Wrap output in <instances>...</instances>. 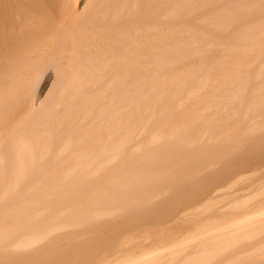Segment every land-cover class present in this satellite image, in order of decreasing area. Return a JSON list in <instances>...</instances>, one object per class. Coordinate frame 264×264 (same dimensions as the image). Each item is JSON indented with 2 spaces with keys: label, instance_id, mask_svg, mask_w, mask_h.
<instances>
[{
  "label": "bare ground",
  "instance_id": "6f19581e",
  "mask_svg": "<svg viewBox=\"0 0 264 264\" xmlns=\"http://www.w3.org/2000/svg\"><path fill=\"white\" fill-rule=\"evenodd\" d=\"M263 151L264 0H0V262L66 242L82 254L49 264L233 257L264 226V179L237 187L255 170L234 167L264 163ZM165 193L186 214L178 231L173 218L167 233L119 230L114 252L93 259L78 246L95 230L50 237L113 223L118 208L154 204L167 218L177 204Z\"/></svg>",
  "mask_w": 264,
  "mask_h": 264
},
{
  "label": "rangeland",
  "instance_id": "374dc122",
  "mask_svg": "<svg viewBox=\"0 0 264 264\" xmlns=\"http://www.w3.org/2000/svg\"><path fill=\"white\" fill-rule=\"evenodd\" d=\"M258 152V151H257ZM256 152V153H257ZM259 152H261V151H259ZM264 152V151H263ZM262 152V153H263ZM256 153H254V155H252V158H246V157H244L246 160H248V159H254L253 158V156H255V158H257L256 156H259L258 155V153L256 154ZM256 154V155H255ZM264 154V153H263ZM246 155V154H245ZM260 155H262L261 153H260ZM260 157V156H259ZM263 157L264 156H262V159H263ZM258 159V158H257ZM264 160V159H263ZM253 161H255V160H253ZM258 161H261L260 160V158H259V160ZM261 164H263L262 165V168L260 167L261 166ZM249 165V168L248 167H243V163H239L238 165H236L234 168L235 169H238L239 171H241L242 173H244V172H246V170L248 169L249 171L248 172H251L253 169L256 171L257 169H258V172H255L254 170V172H253V174H256V173H258L256 176L254 175L253 176V174L252 173H248L247 175H248V177H242L240 180H238L237 182H236V185H237V187H243V186H247L248 184H253V183H259V184H261L262 182H263V179H264V163H260V165L258 166L257 164L256 165H251V164H248ZM250 165L252 166L251 168H250ZM257 166V167H256ZM254 167V168H253ZM256 168V169H255ZM251 169V170H250ZM245 174V173H244ZM252 174V175H251ZM251 177H250V176ZM165 195L166 196H163L162 194L160 195V198L162 197V199H163V197H167L168 198V200L166 199V198H164L163 200L162 199H160L159 198V201H161V203H163L164 202V204H165V202L167 201L168 202V204H166L167 206H170V204L175 200L176 201V199H174L175 198V196H173V198H172V196L170 197L168 194H166L165 193ZM169 197H168V196ZM192 196V195H191ZM255 197H256V199H252V200H247V201H250V203L249 202H245V204H246V206H244V204H240L241 206L243 205L244 207H241L240 205V207L238 208V209H240V210H246L248 207V205L249 206H252L254 203H256V202H258V201H256L257 200V197H259V195H254ZM253 196V197H254ZM261 196V198L263 197L262 195H260ZM170 198H172L173 199V201L170 199ZM252 198V197H251ZM250 198V199H251ZM260 198V199H261ZM166 200V201H165ZM178 201H180L179 199H177ZM163 201V202H162ZM169 201H171V202H169ZM254 201V202H253ZM256 201V202H255ZM159 203V202H158ZM160 203V208L158 207V205L156 206V204H155V206H156V208L157 209H160L159 211H161V214H162V212H164V213H166L167 212V210H166V208H167V206L165 207V206H163L162 207V205H164V204H161ZM170 203V204H169ZM247 203H248V205H247ZM172 204H174V203H172ZM171 204V206H175L176 204L178 205V203H176L175 205H172ZM252 204V205H251ZM153 206H154V204H152ZM176 205V206H177ZM152 206V208H154ZM170 206V207H171ZM174 207L175 208V210H174V216H173V214H169V212L172 210V209H174V208H170L171 210H168V214L166 213L165 215H167V218H166V216H162V215H159V213H157L156 211H153V210H155V209H152L151 208V206H149V208L148 209H143V211H145V212H147V211H153V212H151V214H150V212H148V213H145L144 212V214L146 215V216H149V217H151L152 215V217L153 218H151L152 220H156V219H158V220H156V221H149L150 220V218L148 217V218H146L145 217V215H137V213L139 212V211H141L142 212V210L140 209L141 207L139 206V208H137L136 206L135 207H132V209L130 208V207H128V208H130L131 210H135V211H131L130 212V209L129 210H127L128 212H130V213H128V214H126V213H124V215L126 214V215H128L127 217L129 218L128 220H129V222H131V223H129L128 221H126L125 222V220H126V218H125V216H123L122 215V211L123 212H127L126 210H122V208H120V211H119V208H118V210H116V212L114 213V224L111 222L113 219H109L110 220V223L109 222H107V219L108 218H106L107 217V215H106V221L104 220V219H102L101 220V218H99V220H101V222H98L97 220V222L96 221H94L95 223H92V225H90V226H78V227H76V228H69L68 226H66V229L65 228H62L61 230H59V231H56V232H54V233H52L51 235H50V237H54L55 235H58V236H62V235H64V234H66V235H68L69 233H72V232H75V233H81V234H84V233H88V232H90V231H94L93 233H95V235H92V236H90V237H88L87 239H88V241H85V242H83V243H80L79 244V246L78 247H82V248H87V249H85V250H83V252L85 253V251L87 250V253H85L86 255L87 254H90L89 256H91L92 254H94L95 256H97V254H100V256L102 257V256H106V255H108V253H109V255H111L113 252H114V250H115V247H116V242H117V236H118V233L121 231V230H123L126 234H127V231L128 230H131L132 228V230H134L135 232H136V234L138 235H140V233L141 232H143V231H139V230H143V225H145L147 228H148V226H149V224L148 223H152V224H154V223H160L159 224V226H158V228H156V229H161L160 231H162V230H166L165 232L167 233V229H168V226H167V224H168V220H169V222H171V219H172V222H171V224H173V220L175 221V216L177 217V216H179V215H186V214H182L181 212L182 211H184L183 210V207L181 208V206L182 205H180V203H179V205L177 206V207ZM247 207V208H246ZM165 209V211L163 210H161V209ZM243 208V209H242ZM246 208V209H245ZM140 209V210H139ZM152 209V210H151ZM168 209V208H167ZM122 210V211H121ZM139 210V211H138ZM147 210V211H146ZM173 211V210H172ZM134 212V214H131V213H133ZM135 212H136V214H135ZM141 212H139V213H141ZM143 213V212H142ZM153 213V214H152ZM154 213H157L158 215H159V217L157 218V214H154ZM164 213H163V215H164ZM173 213V212H172ZM149 214V215H148ZM133 215V216H132ZM156 215V216H155ZM169 215H171L170 217H169ZM138 216V217H137ZM163 217V218H161V217ZM112 218V216H109V218ZM123 217V222H122V218ZM140 217H145L146 219V223H144L145 221L142 219V218H140ZM156 217V218H155ZM159 218H161V219H159ZM139 219H141V220H143V221H140ZM104 220V221H103ZM108 220V221H109ZM137 220V221H136ZM116 222H120V223H116ZM125 222V223H124ZM128 222V223H127ZM137 222V223H136ZM176 222V221H175ZM175 222H174V228L176 229L177 227V231L179 230V227H181L182 226V223H176L175 224ZM122 223V224H121ZM123 223H124V225H123ZM144 223V224H143ZM156 223V224H157ZM130 224V225H129ZM140 224H141V226L142 227H140ZM162 224H166V226L164 225H162ZM180 224H181V226H180ZM116 225V226H115ZM127 225V226H126ZM139 225V226H138ZM151 225V224H150ZM170 225V224H169ZM179 225V226H178ZM258 226L259 224H255V226ZM128 226H130L129 228H128ZM134 226V227H133ZM145 226H144V230L146 229L145 228ZM154 226V225H153ZM157 226V225H156ZM256 226V227H257ZM260 226H262V224H260ZM260 226H258V228H257V230H258V232L261 230V232L262 231H264V226H262L261 228H260ZM92 227V228H91ZM132 227V228H131ZM256 227H255V229H256ZM89 228H91L92 230H90ZM139 230H138V229ZM165 228V229H164ZM167 228V229H166ZM251 228H252V231H251ZM251 228H249V229H247V230H250V231H248L250 234H254L255 235V237H257L256 235H259L256 239H258V240H255L254 238H250V240H249V242H248V240H245V242L247 241L248 243H252L253 242V244H254V242L256 241L257 243H255L258 247H257V249H255V250H252V249H254V248H256L255 246V244L252 246V244L250 245V246H252V247H249V245L248 246H246V244H244L243 243V241L241 240V242H242V244H243V247H241L242 246V244L239 242V240H238V242H239V244H236V246L235 247H233V257H229L230 256V254L229 255H227L228 256V260H226V255H224V254H222L223 256H222V258L220 257V256H216L217 258H216V260L214 261H212V262H210L209 264H224L225 263V261L224 262H222L224 259L226 260V264L228 263H231V264H264V250L261 252V250H262V248H263V246H264V242L263 243H259L260 241L262 242L263 240H262V237H260L261 235H263L264 236V232L263 233H261V232H259V234H258V232L257 233H255L254 231H257V230H254V226L253 227H251ZM137 229V230H136ZM263 229V230H262ZM120 230V231H119ZM151 230H154L153 228H150V231ZM169 230H170V228H169ZM254 230V231H253ZM133 231V232H134ZM148 230H146L145 231V234L147 233V236L149 235L148 233H150V232H147ZM131 231H128V233H130ZM152 232V231H151ZM154 232V234H155V231H153ZM123 233V232H122ZM122 233H121V235H122ZM125 233H123L124 235H125ZM132 233V232H131ZM130 233V234H131ZM133 234V233H132ZM135 233L133 234V235H136ZM142 234V233H141ZM151 234V233H150ZM119 235H120V233H119ZM138 235V236H139ZM253 235V236H254ZM143 236V235H142ZM150 236V235H149ZM151 236H152V234H151ZM154 236V235H153ZM155 237V236H154ZM259 238H261V239H259ZM264 238V237H263ZM86 239V240H87ZM253 239V240H252ZM244 240V239H243ZM255 240V241H254ZM48 241V240H47ZM62 241V243H63V240H61ZM64 241H65V239H64ZM151 241V240H150ZM252 241V242H251ZM147 242V241H146ZM149 243V242H148ZM41 244V245H40ZM40 244H39V246H42V244H43V241H41L40 242ZM55 243H53V244H51V243H49V245H50V247L48 248V247H46V249L48 248L49 250L52 248V250L54 249L55 250V252L56 253H58L59 251H60V249L62 250V252L63 253H59V254H56V253H54V250H53V252H52V250H50V252H51V255L50 256H44V255H42V254H40V251H39V255L38 256H40V255H42V256H44L43 258L44 259H42V257L40 258L41 259V262H39L40 261V259L38 258V256H36L38 259L37 260H39V261H37L36 260V258L34 259L33 257L31 258V256L29 257V258H31L32 259V261H33V263H32V261H30V259L29 260H27V262L29 261L30 263H32V264H34V263H40V264H49V261H53L52 260V258L53 259H55L53 256H55V257H57L56 259H55V261H58L59 259H58V257L60 258V262H61V257L63 258H65V257H67L66 255L67 254H70V255H68V258H69V256H70V258H72L71 260H73V257L75 256V255H80V254H82V252H80V250H81V248L78 250V251H76V252H74V251H72V250H74V247L73 246H71L69 243H65V244H62L61 245V243H60V246H59V249H57V245H59V244H57V245H54ZM263 244V245H262ZM48 245V244H47ZM51 245H53V247L51 246ZM262 245V248L260 247V246ZM38 246V247H39ZM56 248H55V247ZM234 246V245H233ZM249 247V248H252V249H250L249 250V248H247L248 250H246L244 247ZM35 248V247H34ZM36 248H37V246H36ZM94 248H96L98 251V253L97 252H95L96 250L94 249ZM244 248V249H243ZM258 248H261V249H259L260 250V254H259V251H257V253L255 252L256 250H258ZM45 249V248H44ZM45 249V250H46ZM48 249H47V251H48ZM57 249V250H56ZM70 249V250H69ZM243 249V250H242ZM59 250V251H58ZM95 250V251H94ZM242 250V251H241ZM246 250V251H245ZM82 251V250H81ZM111 251H113V252H111ZM248 251V252H247ZM249 251L252 253L253 251L255 252V254H253L252 253V255H250L249 254ZM43 251H41V253H42ZM67 252V253H66ZM80 252V253H79ZM239 252H240V254L242 253V255H244V257H242L241 255H239ZM246 252H247V256H246ZM18 253V252H17ZM44 253V252H43ZM54 253V254H53ZM64 253H66L65 254V256H64ZM111 253V254H110ZM20 254V253H19ZM19 254L17 255V254H15V256L16 257H18L19 256ZM53 254V255H52ZM56 254V255H55ZM63 256H62V255ZM30 255V254H29ZM29 255H20V256H22L24 259L26 258V256L28 257ZM32 255V254H31ZM34 255H37V254H34ZM33 255V256H34ZM84 255V254H83ZM94 255H92V258L91 259H93V256ZM108 255V256H109ZM237 256V255H239V256H237V257H239V258H236L235 259V257L234 256ZM71 256H73V257H71ZM85 256V255H84ZM83 256V257H84ZM94 256V257H95ZM226 256V257H225ZM242 258H241V257ZM15 257V260H18V261H20L21 259H22V257H21V259L19 258H16ZM52 257V258H51ZM212 257V256H211ZM225 257V258H224ZM63 258V259H64ZM69 258V259H70ZM86 258V257H85ZM84 258V259H85ZM214 258V257H213ZM222 260H221V259ZM233 259V261L231 260V262L229 261L230 259ZM10 260H9V262H7V263H10L11 262V259L13 260L14 259V257H10L9 258ZM27 259V258H26ZM47 259H49V260H47ZM88 259H90V258H88ZM76 260H79V259H76ZM81 260H82V258H80V262H81ZM86 261H87V258L85 259ZM85 260H83L82 262H85ZM14 261V260H13ZM13 261H12V263H13ZM18 261H16V262H18ZM219 261H221V262H219ZM6 261H2V262H0V264H4ZM15 262V261H14ZM16 262H15V264H16ZM25 262H26V260H25ZM25 262H23L22 260H21V262H20V264H25ZM26 262V264H29V262L27 263ZM46 262V263H45ZM81 262V263H82ZM53 262H51L50 264H52ZM55 263H57L58 264V262H54V264ZM14 264V263H13ZM19 264V263H18Z\"/></svg>",
  "mask_w": 264,
  "mask_h": 264
}]
</instances>
